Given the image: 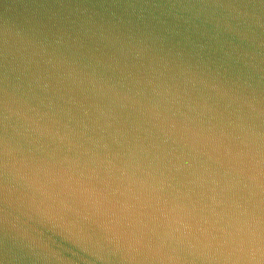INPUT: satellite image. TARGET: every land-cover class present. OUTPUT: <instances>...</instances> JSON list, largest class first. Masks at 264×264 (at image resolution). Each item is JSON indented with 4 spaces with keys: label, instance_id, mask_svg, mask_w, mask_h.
<instances>
[{
    "label": "water",
    "instance_id": "obj_1",
    "mask_svg": "<svg viewBox=\"0 0 264 264\" xmlns=\"http://www.w3.org/2000/svg\"><path fill=\"white\" fill-rule=\"evenodd\" d=\"M0 264H264V0H0Z\"/></svg>",
    "mask_w": 264,
    "mask_h": 264
}]
</instances>
